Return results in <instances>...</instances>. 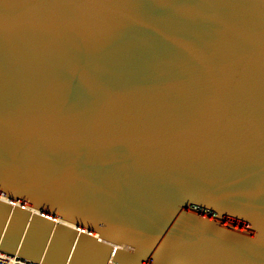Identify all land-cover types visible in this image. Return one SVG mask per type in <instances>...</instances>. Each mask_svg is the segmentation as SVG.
Segmentation results:
<instances>
[{
	"label": "water",
	"instance_id": "95a60500",
	"mask_svg": "<svg viewBox=\"0 0 264 264\" xmlns=\"http://www.w3.org/2000/svg\"><path fill=\"white\" fill-rule=\"evenodd\" d=\"M0 250L264 264V0H0Z\"/></svg>",
	"mask_w": 264,
	"mask_h": 264
},
{
	"label": "built area",
	"instance_id": "2783aa9c",
	"mask_svg": "<svg viewBox=\"0 0 264 264\" xmlns=\"http://www.w3.org/2000/svg\"><path fill=\"white\" fill-rule=\"evenodd\" d=\"M0 264H42L0 250Z\"/></svg>",
	"mask_w": 264,
	"mask_h": 264
}]
</instances>
